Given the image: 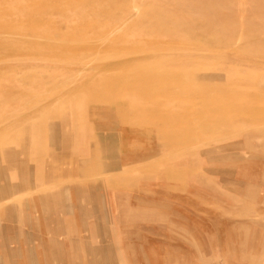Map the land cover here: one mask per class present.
I'll list each match as a JSON object with an SVG mask.
<instances>
[{"label": "rangeland", "instance_id": "374dc122", "mask_svg": "<svg viewBox=\"0 0 264 264\" xmlns=\"http://www.w3.org/2000/svg\"><path fill=\"white\" fill-rule=\"evenodd\" d=\"M0 264H264V0H0Z\"/></svg>", "mask_w": 264, "mask_h": 264}]
</instances>
